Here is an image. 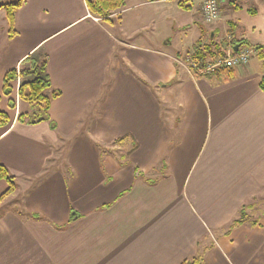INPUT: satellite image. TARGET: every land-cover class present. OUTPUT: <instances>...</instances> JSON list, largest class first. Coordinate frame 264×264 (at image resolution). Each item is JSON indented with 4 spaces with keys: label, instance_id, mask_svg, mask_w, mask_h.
<instances>
[{
    "label": "crops",
    "instance_id": "0c3cea01",
    "mask_svg": "<svg viewBox=\"0 0 264 264\" xmlns=\"http://www.w3.org/2000/svg\"><path fill=\"white\" fill-rule=\"evenodd\" d=\"M117 14L25 0L9 37L0 8V165L15 182L1 197L0 179V264H264L262 60L196 78L192 50L135 40ZM37 49L60 95L29 125L19 80L2 85Z\"/></svg>",
    "mask_w": 264,
    "mask_h": 264
},
{
    "label": "rangeland",
    "instance_id": "374dc122",
    "mask_svg": "<svg viewBox=\"0 0 264 264\" xmlns=\"http://www.w3.org/2000/svg\"><path fill=\"white\" fill-rule=\"evenodd\" d=\"M11 1L1 0V3ZM140 1L125 0L119 8L121 14H117L112 20L118 23L122 19V25L127 26L128 31L134 34L135 40L141 39L154 48H167L180 54L191 51L198 41L204 45L216 44L222 52H228L232 50L233 42L241 40L242 35L250 42L251 62L256 63L261 59L255 45H264V15L261 11L257 14L247 12L246 3L238 9L225 7L222 22L218 20L205 24L199 19L196 4L186 7L175 2L152 1L143 5ZM260 2L263 1L258 0L256 3ZM227 18L235 23V30L230 29V24L225 22ZM22 103L28 106L27 103ZM261 194L264 195V190Z\"/></svg>",
    "mask_w": 264,
    "mask_h": 264
},
{
    "label": "trees",
    "instance_id": "16d2710c",
    "mask_svg": "<svg viewBox=\"0 0 264 264\" xmlns=\"http://www.w3.org/2000/svg\"><path fill=\"white\" fill-rule=\"evenodd\" d=\"M25 0H12L7 4L0 5V8H4L6 12V21L8 24V36L13 37L16 35L14 27V15L16 10L22 5ZM125 0H85L86 7L90 14L107 18L112 11L120 8ZM155 1V0H145ZM249 13L251 11L248 9ZM250 46L246 40H238L233 42L232 51L234 47ZM255 49L260 52L262 64L264 67V45H255ZM218 56L224 57L225 53L222 52L216 44H201L199 41L192 47V53L190 55V61L194 64L191 67L193 75L198 78L204 76L202 70L205 68L208 60L214 61ZM214 75L218 79H230L234 76L232 69L219 68L214 70ZM19 80L18 85V98L20 101L28 104L26 111L19 112L17 121L19 123H26L34 125L44 121H50L48 110L50 102L60 95L58 90L51 88L50 78L47 72V55L42 49H37L27 57H25L19 64L18 69H11L7 71L3 77L2 94L9 96L12 87L11 82ZM260 89L264 92V76H262L259 83ZM9 108H14V103L9 100ZM9 123L8 115L5 112L0 111V127L6 126ZM51 123V122H50ZM53 127V123H51ZM122 139L115 143L121 142ZM139 173V172H136ZM0 179L6 180L8 188L1 196L4 197L13 192L15 188V182L13 178L8 174L4 166L0 165ZM245 211L242 208L239 212L238 218L232 221L230 224L234 226L240 224L245 219ZM182 264H203L200 257L190 258L185 260Z\"/></svg>",
    "mask_w": 264,
    "mask_h": 264
},
{
    "label": "built area",
    "instance_id": "2783aa9c",
    "mask_svg": "<svg viewBox=\"0 0 264 264\" xmlns=\"http://www.w3.org/2000/svg\"><path fill=\"white\" fill-rule=\"evenodd\" d=\"M160 2H175L182 6L190 7L196 4L195 8L198 11L199 19L205 24H212L221 19L222 12L225 7H241L242 4L249 5V2H257L258 0H155ZM263 1L264 0H260ZM224 57H218L214 61L208 60L205 68L202 70L203 74L209 75L215 69L227 68L234 69L238 66L246 64L252 54L247 46L237 47L236 51L224 52ZM194 67V64H191Z\"/></svg>",
    "mask_w": 264,
    "mask_h": 264
},
{
    "label": "water",
    "instance_id": "95a60500",
    "mask_svg": "<svg viewBox=\"0 0 264 264\" xmlns=\"http://www.w3.org/2000/svg\"><path fill=\"white\" fill-rule=\"evenodd\" d=\"M0 5H1V0H0ZM236 50H237V47L235 46V47H234V51H236Z\"/></svg>",
    "mask_w": 264,
    "mask_h": 264
}]
</instances>
